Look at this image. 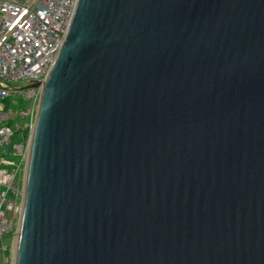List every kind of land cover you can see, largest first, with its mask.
<instances>
[{
    "label": "water",
    "instance_id": "95a60500",
    "mask_svg": "<svg viewBox=\"0 0 264 264\" xmlns=\"http://www.w3.org/2000/svg\"><path fill=\"white\" fill-rule=\"evenodd\" d=\"M39 87L12 264H264V0H77Z\"/></svg>",
    "mask_w": 264,
    "mask_h": 264
},
{
    "label": "built area",
    "instance_id": "2783aa9c",
    "mask_svg": "<svg viewBox=\"0 0 264 264\" xmlns=\"http://www.w3.org/2000/svg\"><path fill=\"white\" fill-rule=\"evenodd\" d=\"M76 1L0 0V247L6 264H11L19 230L31 139L42 96L41 87L21 88L47 79L66 40ZM16 119L23 124L12 123ZM16 134L22 135L20 143L12 141ZM5 237L12 238L9 250L2 247Z\"/></svg>",
    "mask_w": 264,
    "mask_h": 264
},
{
    "label": "rangeland",
    "instance_id": "374dc122",
    "mask_svg": "<svg viewBox=\"0 0 264 264\" xmlns=\"http://www.w3.org/2000/svg\"><path fill=\"white\" fill-rule=\"evenodd\" d=\"M25 106L26 105H24V107ZM12 123H17V124H19L21 126L23 124V121L20 120V119H16ZM12 141L14 143H20L22 141V135L21 134H16L12 138ZM7 216L10 217L11 215L8 213ZM11 246H12V238L11 237H5V238L2 239V247H5V248H7L9 250L11 248ZM14 247H15V245H14ZM14 247L12 248V253H11V264L13 263V260H14ZM4 257H5V252H3L2 248L0 247V264H6Z\"/></svg>",
    "mask_w": 264,
    "mask_h": 264
},
{
    "label": "bare ground",
    "instance_id": "6f19581e",
    "mask_svg": "<svg viewBox=\"0 0 264 264\" xmlns=\"http://www.w3.org/2000/svg\"><path fill=\"white\" fill-rule=\"evenodd\" d=\"M15 243H16V241H15ZM16 245V244H15Z\"/></svg>",
    "mask_w": 264,
    "mask_h": 264
}]
</instances>
